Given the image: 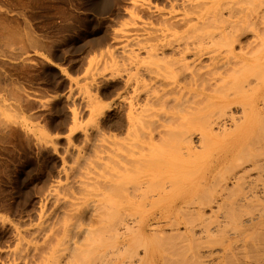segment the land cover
Listing matches in <instances>:
<instances>
[{"label":"rangeland","instance_id":"1","mask_svg":"<svg viewBox=\"0 0 264 264\" xmlns=\"http://www.w3.org/2000/svg\"><path fill=\"white\" fill-rule=\"evenodd\" d=\"M218 72L248 107L264 89V0H0V264H264V168L221 209L198 211L219 184L175 207L218 155L199 133ZM261 109L242 158L264 157Z\"/></svg>","mask_w":264,"mask_h":264},{"label":"bare ground","instance_id":"2","mask_svg":"<svg viewBox=\"0 0 264 264\" xmlns=\"http://www.w3.org/2000/svg\"><path fill=\"white\" fill-rule=\"evenodd\" d=\"M233 50V48H232ZM234 53V52H233ZM213 56V55H212ZM235 58L242 59L243 56L238 53H234ZM213 58V57H212ZM213 59H216L215 57ZM224 75V74H223ZM222 73L218 72L217 74H213V76L208 80L210 84V89L208 90V99L211 101V105L208 106L206 115L207 117V125L204 129H200L199 133L201 134L200 139V147L208 148L212 141L221 140L218 144L216 157L211 159V162L206 165V171L204 179L201 181L200 184H197L190 194L188 198L182 199L175 203V207L179 204H186L187 207L191 206L192 204H196L194 198L197 196L196 194L205 190L208 186L214 184L220 186L218 189V193L212 195L206 205H199V210L206 207H215L217 206L219 209L223 208L226 203L229 204L228 198L225 197V191L229 189V185L233 183L235 186H239L240 188H247L251 181L249 178L251 177V169H249L246 164L250 163L253 167H261L264 168V157H255L253 155H246L244 156V144L248 143L252 137L251 132L256 130L260 123V114H261V104H264V89L258 90L259 93L257 94L254 91L256 97L254 99V103L251 104L249 107L245 104V91L241 94L239 92L233 91L231 93L221 95L218 93L221 84H218L219 81H224L225 77H223ZM261 74H259L260 76ZM225 76V75H224ZM214 84V85H212ZM254 88V87H253ZM261 88H263L261 86ZM213 104V105H212ZM242 106V112L238 110V108ZM236 108L237 111L234 110ZM167 128V125H164ZM194 133L188 136V145L184 148L186 150V154L188 156H194L195 154V142L193 139ZM239 161L240 165L238 166L239 170H233V173L230 177H223L222 173L225 167L230 163H235ZM226 167V168H227ZM256 169V168H255ZM264 170V169H262ZM224 175V174H223ZM142 184L138 185L141 187ZM250 187V186H249ZM137 187L136 189H138ZM259 189L256 187L255 190ZM252 191V190H250ZM195 192V194H194ZM194 194V195H193ZM244 201H247L244 199ZM238 203V202H237ZM198 204V203H197ZM244 206V204H241ZM171 206V205H169ZM168 206V207H169ZM165 208L168 210L169 208ZM173 207V206H172ZM185 207L182 205L180 208ZM170 211V210H169ZM183 211V210H180ZM180 211L178 213V218L180 217ZM171 216H167L169 218ZM129 220L124 219L122 224L124 225V231L118 234L116 239V245L119 250H122L124 247L129 245V239L127 238V231H130L129 227ZM78 234H82L88 240H95V235L97 234H104L108 232L105 227L101 228H94V227H86V228H79ZM129 237V236H128ZM92 249H101L100 247L97 248L95 243L92 242ZM85 259V258H84ZM87 259V260H86ZM84 261L77 259H61L58 258L54 260L52 263L49 262L48 264H136L137 262H143V259H136L135 257L130 258L129 260L120 259V257H112L108 255L106 252L100 254L93 258H86ZM91 259V260H90ZM48 262V261H47ZM47 262L45 264H47ZM152 264H160V260L158 258H153Z\"/></svg>","mask_w":264,"mask_h":264}]
</instances>
